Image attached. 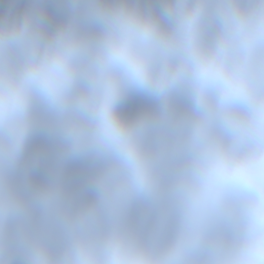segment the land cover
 Wrapping results in <instances>:
<instances>
[{
    "label": "clouds",
    "instance_id": "1",
    "mask_svg": "<svg viewBox=\"0 0 264 264\" xmlns=\"http://www.w3.org/2000/svg\"><path fill=\"white\" fill-rule=\"evenodd\" d=\"M0 264H264V0H0Z\"/></svg>",
    "mask_w": 264,
    "mask_h": 264
}]
</instances>
